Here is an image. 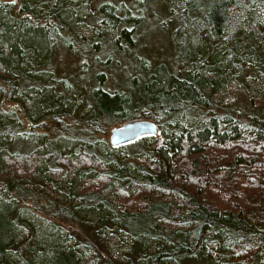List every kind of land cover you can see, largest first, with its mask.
Listing matches in <instances>:
<instances>
[{"label":"trees","instance_id":"obj_1","mask_svg":"<svg viewBox=\"0 0 264 264\" xmlns=\"http://www.w3.org/2000/svg\"><path fill=\"white\" fill-rule=\"evenodd\" d=\"M16 1L0 0V264H264V0H169L173 61L141 84L111 82L112 53L142 42L154 0ZM140 117L159 134L109 144Z\"/></svg>","mask_w":264,"mask_h":264},{"label":"rangeland","instance_id":"obj_2","mask_svg":"<svg viewBox=\"0 0 264 264\" xmlns=\"http://www.w3.org/2000/svg\"><path fill=\"white\" fill-rule=\"evenodd\" d=\"M8 1L12 3L13 9L16 10L17 1ZM168 3L169 0H154L144 5L143 19L139 29V39L142 42L135 45L133 50L131 49L130 52L112 53L114 58H118V56H120L123 59L126 71L121 74H113L110 79L111 82L114 83L113 79L118 80V78L125 76L127 77L126 80H129L130 82L137 80V82L141 84L144 81L145 68L148 70L152 69L158 61H173V40L170 37V33L174 26L175 19H172L169 15L167 10ZM136 92L137 91L135 90L133 91V93ZM4 105L6 107L14 108V104L9 101H5ZM117 124L119 123H115L113 125ZM110 127L107 128V132L105 134L106 138L108 137ZM24 201L26 204L36 206L40 210L42 208L44 210L48 208L44 206L45 201L39 198L27 196Z\"/></svg>","mask_w":264,"mask_h":264},{"label":"water","instance_id":"obj_3","mask_svg":"<svg viewBox=\"0 0 264 264\" xmlns=\"http://www.w3.org/2000/svg\"><path fill=\"white\" fill-rule=\"evenodd\" d=\"M158 134L159 131L154 120L149 118H136L110 127L107 140L110 145L116 147L124 143L132 142L142 136H157Z\"/></svg>","mask_w":264,"mask_h":264},{"label":"snow or ice","instance_id":"obj_4","mask_svg":"<svg viewBox=\"0 0 264 264\" xmlns=\"http://www.w3.org/2000/svg\"><path fill=\"white\" fill-rule=\"evenodd\" d=\"M13 2H15V0H13Z\"/></svg>","mask_w":264,"mask_h":264}]
</instances>
